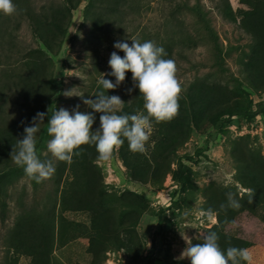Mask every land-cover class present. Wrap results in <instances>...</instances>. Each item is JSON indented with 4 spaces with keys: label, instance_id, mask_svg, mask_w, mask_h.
<instances>
[{
    "label": "rangeland",
    "instance_id": "1",
    "mask_svg": "<svg viewBox=\"0 0 264 264\" xmlns=\"http://www.w3.org/2000/svg\"><path fill=\"white\" fill-rule=\"evenodd\" d=\"M88 3L89 0H86L77 6L71 18L65 21L67 36L61 51L56 56L50 55L59 80L53 111L63 107L71 112L79 105V111L92 112L80 96L68 97L64 92L75 88L77 93L94 99L98 79L102 73L107 74L111 70L108 65L110 54L117 51L119 55H124L114 48V42L127 40L131 44L130 38L140 42L151 40L172 52L166 57L175 62V74L181 89L179 98H184L197 83L218 84L235 91L243 101L251 91L249 98L254 99V110L261 109L258 104L264 102V92H255L247 80L246 64L252 54L253 37L242 27V17L237 16L234 20L228 12V6L234 13L241 9H252L253 0H123L120 5L126 7L122 10L123 16L117 14L116 10H106L107 4L103 1L90 8ZM14 4L16 10L11 15L0 13V74L9 58L13 64H22L29 50L45 49L35 35L33 20L25 11L29 9L36 16H50L55 9H64L66 2L23 0L16 5L14 0ZM5 32V38L1 39ZM218 49L224 53L222 63L218 58ZM131 77L132 73L127 72L125 81L108 90L109 94L118 95L123 101V93L127 91L129 103L134 104L137 92L134 91L136 88ZM106 78L115 80L107 75ZM0 79L5 81L4 76L0 75ZM239 84L242 89H239ZM130 88L133 89L131 93L128 92ZM10 94L5 92L8 97ZM13 96L12 93L10 99L13 100ZM0 104L2 106L1 100ZM0 110V117L6 118L20 117L23 112L17 105L10 108L9 104L0 107ZM142 110L143 107L134 111ZM41 112L49 113L45 107ZM94 115L93 129H96L101 114ZM47 121L46 115L42 123L45 125L37 137L36 151L41 160L53 159L54 173L37 183L17 165L0 170V198L8 204L6 220L2 221L0 215V264H34L31 255L10 243V238L14 237L13 229L27 212L39 215V220L45 224L51 221L54 226L50 264H91L93 259L88 252L89 239L86 237L90 215L84 212L61 214L56 204L61 195L60 192L56 193L59 186L56 176L60 173L58 168L61 161L55 160L47 151V141L50 139ZM156 124L153 125L154 131L149 141L152 146L148 148L147 156H150L161 130ZM244 139L249 141V147L257 148L264 155L263 113H258L249 121L235 117L219 132L208 129V133H204L194 128L189 141L177 151L172 171L161 184L134 182L119 155L120 147L108 159L96 162L110 193L133 191L147 200V211L136 228L143 246L137 264H190L187 258L178 259L187 247L184 236L194 244L200 243L209 229L217 224L216 215L204 208L206 188L214 184L234 188L240 196L248 192L237 180V164L233 155L234 145ZM180 160L186 167L184 185L175 179L174 174ZM70 173L61 172V189ZM51 214H54L53 218ZM160 214L163 222H160ZM259 214L253 216L243 213L233 226L228 227L230 233L250 242L247 249L253 257L252 264H264V219L261 217L264 210H260ZM61 215L67 221L74 222V225L61 229ZM119 251L122 256L108 255L109 252ZM109 252L104 264H129L130 259L125 250ZM240 264L245 262L240 261Z\"/></svg>",
    "mask_w": 264,
    "mask_h": 264
},
{
    "label": "trees",
    "instance_id": "2",
    "mask_svg": "<svg viewBox=\"0 0 264 264\" xmlns=\"http://www.w3.org/2000/svg\"><path fill=\"white\" fill-rule=\"evenodd\" d=\"M15 1L16 5H19L23 0ZM84 1L86 0H65L64 9H55L50 16H36L29 9L25 11L33 20L35 35L44 44L45 49L29 50L22 64H13L9 58L0 74L5 78V81L2 79L3 82L0 79V107L9 104L10 108H15L17 105L23 111L20 117H0V170L15 165L11 160L13 146L16 145L17 139L23 138L24 127L31 126L32 118L41 112L43 107L48 109L49 114L53 111L52 105L59 90V80L50 55L56 56L60 53L67 36L64 23ZM102 1L107 4L108 11L116 10L117 14L122 15V10L126 9L124 6L120 7L123 0H89L88 8ZM251 6L252 9H241L235 12L236 15L228 6V12L234 20L241 16L242 27L253 37L252 54L246 64L247 80L255 92H264V0H253ZM5 35L6 32L2 34L1 39H4ZM166 52L167 55L172 53ZM218 58L220 63L225 58L221 49H218ZM239 89H242L240 84ZM134 91L137 92V101L134 104L129 103L128 93L124 91V103L121 108L123 113L133 114L135 109L143 107L139 89ZM5 92H11L9 97ZM12 93L13 100L10 99ZM250 93L251 91L243 101L235 91L225 86L205 83L192 86L184 98L178 97L179 107L175 116L169 121L158 123L159 126L156 124L161 130L150 156L129 151L126 140L120 146L119 155L131 179L141 184H161L172 171L177 151L189 141L194 128L204 133H208V129L219 132L235 117L249 121L258 113L264 115V102L258 104L260 110H254V99L249 98ZM44 125L40 124L39 132ZM78 152L70 162L61 161L58 168L60 173H57L56 177L59 186L56 193L60 192L61 195L56 204L59 205L61 214L84 212L90 215L86 237L89 239L88 252L93 257L91 264H104L109 251L122 249L129 256V264H137L143 246L136 228L147 211L146 198L133 191L110 193L96 164L99 159L95 146L81 145ZM233 155L237 164V180L248 192L240 196L236 189L230 187L212 184L206 188L205 211L214 213L217 217V224L210 228L208 233L217 234L222 250L231 246L249 248L250 242L230 233L228 227L233 226L243 213L256 216L260 215V210H264V155L257 148L249 147V141L246 139L234 145ZM67 171L71 173L67 174V181L61 189V172ZM185 171L186 167L180 160L174 174L175 179L183 185ZM1 181L2 176L0 183ZM229 193L238 199L239 207H228ZM7 209V202L0 198L2 221L6 220ZM55 210L56 206L52 212L55 213ZM53 215L51 214V218ZM160 217L162 218V214ZM261 217L264 219V215ZM59 222L61 229L74 225V222L67 221L63 215L60 216ZM160 222H163V218ZM53 229L51 221L45 224L39 220V215H30L27 212L20 217L13 229L14 237L10 238V243L31 255L34 264H50L54 245Z\"/></svg>",
    "mask_w": 264,
    "mask_h": 264
},
{
    "label": "clouds",
    "instance_id": "3",
    "mask_svg": "<svg viewBox=\"0 0 264 264\" xmlns=\"http://www.w3.org/2000/svg\"><path fill=\"white\" fill-rule=\"evenodd\" d=\"M15 10L14 0H0V13L11 15ZM130 39L131 44L127 40L114 42V48L124 55H119L117 51L110 54L108 65L111 70L107 74L102 73L98 79L94 99L77 93L75 88L64 92L68 97L80 96L92 112L79 111V105L71 112L63 107L56 108L51 114L38 112L32 118L31 126L24 127L23 138L17 139L13 146L11 160L23 169L26 176L39 183L55 171L53 159L41 160L36 151L39 126L44 123L46 115L47 134L50 137L47 151L55 160L70 162L84 144L95 146L98 159H108L125 140L129 151L147 155L148 148L152 146L149 141L154 123L169 121L175 116L181 89L175 74V62L165 58L167 52L163 46L151 40L140 42L135 38ZM129 71L134 88L139 89L143 98V110L133 114L123 113L121 107L124 102L118 95H110L108 91L125 81ZM106 75L115 80L106 78ZM132 91L128 89L129 93ZM94 113L101 114L99 126L95 130ZM227 203L228 207H239V201L232 193L228 194ZM184 239L187 247L178 259L187 258L190 264H240V261L252 264L253 257L246 248L231 246L222 250L215 232L203 236V242L200 243L194 244L185 236Z\"/></svg>",
    "mask_w": 264,
    "mask_h": 264
},
{
    "label": "built area",
    "instance_id": "4",
    "mask_svg": "<svg viewBox=\"0 0 264 264\" xmlns=\"http://www.w3.org/2000/svg\"><path fill=\"white\" fill-rule=\"evenodd\" d=\"M116 254L122 256V253L120 251L119 252H109L108 253L109 256H111V255H114L115 256ZM119 262H120V260H119ZM121 262L124 263V261L122 260V258H121ZM108 263H109V260H108ZM115 264H117V263L115 262Z\"/></svg>",
    "mask_w": 264,
    "mask_h": 264
}]
</instances>
